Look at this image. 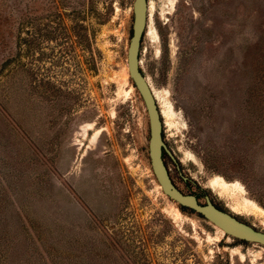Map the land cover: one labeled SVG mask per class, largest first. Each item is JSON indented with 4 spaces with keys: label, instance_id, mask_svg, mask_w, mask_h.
Instances as JSON below:
<instances>
[{
    "label": "rangeland",
    "instance_id": "obj_1",
    "mask_svg": "<svg viewBox=\"0 0 264 264\" xmlns=\"http://www.w3.org/2000/svg\"><path fill=\"white\" fill-rule=\"evenodd\" d=\"M134 1L0 0V264H264L154 175ZM149 2L171 178L264 231V0Z\"/></svg>",
    "mask_w": 264,
    "mask_h": 264
},
{
    "label": "water",
    "instance_id": "obj_2",
    "mask_svg": "<svg viewBox=\"0 0 264 264\" xmlns=\"http://www.w3.org/2000/svg\"><path fill=\"white\" fill-rule=\"evenodd\" d=\"M133 33L128 48L130 77L140 93L149 118V157L154 175L163 192L181 208L195 212L220 228L226 236L264 246V231L239 220L231 213L217 207L209 196L202 204L197 195L182 192L173 182L164 161V152L172 155L164 140V122L158 102L141 67L142 44L149 23V0H135L133 5ZM185 178V177H184ZM185 180H187L185 178Z\"/></svg>",
    "mask_w": 264,
    "mask_h": 264
},
{
    "label": "flooded vegetation",
    "instance_id": "obj_3",
    "mask_svg": "<svg viewBox=\"0 0 264 264\" xmlns=\"http://www.w3.org/2000/svg\"><path fill=\"white\" fill-rule=\"evenodd\" d=\"M165 156H168L170 158V160L172 161V163L174 164L175 166V170H176V173L178 174V176L180 177V179L183 181V182H188V180H185L184 176L182 175V172H181V168H180V165L179 163L177 162V160L174 158L173 155H170L168 154L167 152H164V161H165ZM166 164V163H165ZM167 166V164H166ZM168 170H169V173L170 171H172V169H170L168 166H167ZM171 176V174H170ZM173 182H174V179L172 178ZM175 183V182H174ZM193 195H197V194H193ZM198 199L200 200V195H197ZM218 207V206H217ZM184 209V208H183Z\"/></svg>",
    "mask_w": 264,
    "mask_h": 264
},
{
    "label": "bare ground",
    "instance_id": "obj_4",
    "mask_svg": "<svg viewBox=\"0 0 264 264\" xmlns=\"http://www.w3.org/2000/svg\"><path fill=\"white\" fill-rule=\"evenodd\" d=\"M149 4H150V2H149ZM149 18H150V13H149ZM150 20V19H149ZM149 24V23H148ZM148 30V29H147ZM147 33V32H146ZM141 64H142V61H141ZM148 80V79H147ZM151 87V86H150ZM152 89V88H151ZM154 93V92H153ZM155 96V95H154ZM156 98V97H155ZM224 181V180H223ZM223 181H214V185L216 186V187H218V188H221V190H222V192H224V193H226V192H228V190L230 189V187H231V185H229L228 183H225V182H223ZM213 185V186H214ZM237 185V184H236ZM235 185V187H237ZM232 187H233V184H232ZM231 187V188H232ZM240 188H242V187H240ZM234 189V188H233ZM249 201V200H248ZM250 204V203H249ZM257 205V204H256ZM248 207H249V205H248ZM257 207V206H256ZM252 208V207H251ZM246 210H248L247 208H245ZM257 209H259V210H262L260 207H257ZM237 210V209H236ZM252 210V209H251ZM250 210V211H251ZM240 211V210H239ZM263 211V210H262ZM261 211V212H262ZM255 213V212H254ZM263 213V212H262Z\"/></svg>",
    "mask_w": 264,
    "mask_h": 264
},
{
    "label": "trees",
    "instance_id": "obj_5",
    "mask_svg": "<svg viewBox=\"0 0 264 264\" xmlns=\"http://www.w3.org/2000/svg\"><path fill=\"white\" fill-rule=\"evenodd\" d=\"M182 210H183V208H182Z\"/></svg>",
    "mask_w": 264,
    "mask_h": 264
}]
</instances>
